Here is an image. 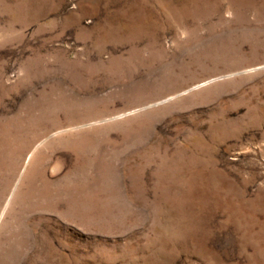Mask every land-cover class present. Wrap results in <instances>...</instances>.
Wrapping results in <instances>:
<instances>
[{"label": "rangeland", "instance_id": "rangeland-1", "mask_svg": "<svg viewBox=\"0 0 264 264\" xmlns=\"http://www.w3.org/2000/svg\"><path fill=\"white\" fill-rule=\"evenodd\" d=\"M0 264H264V0H0Z\"/></svg>", "mask_w": 264, "mask_h": 264}, {"label": "bare ground", "instance_id": "bare-ground-1", "mask_svg": "<svg viewBox=\"0 0 264 264\" xmlns=\"http://www.w3.org/2000/svg\"><path fill=\"white\" fill-rule=\"evenodd\" d=\"M259 209V208H258ZM257 211V210H256ZM243 215V214H242Z\"/></svg>", "mask_w": 264, "mask_h": 264}]
</instances>
